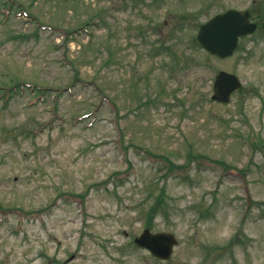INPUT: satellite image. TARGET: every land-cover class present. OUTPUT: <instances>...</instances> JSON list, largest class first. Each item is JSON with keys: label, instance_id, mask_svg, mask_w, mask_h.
<instances>
[{"label": "rangeland", "instance_id": "rangeland-1", "mask_svg": "<svg viewBox=\"0 0 264 264\" xmlns=\"http://www.w3.org/2000/svg\"><path fill=\"white\" fill-rule=\"evenodd\" d=\"M228 9L260 28L193 52ZM149 223L177 264H264V0H0V264H107Z\"/></svg>", "mask_w": 264, "mask_h": 264}, {"label": "water", "instance_id": "water-1", "mask_svg": "<svg viewBox=\"0 0 264 264\" xmlns=\"http://www.w3.org/2000/svg\"><path fill=\"white\" fill-rule=\"evenodd\" d=\"M256 27V24L250 22L248 11L230 9L202 24L198 29L196 40L208 53L225 58L232 55L237 47L238 39L253 33ZM240 88L241 83L235 75L219 72L213 83L211 99L220 103H228L232 93ZM135 243L148 248L155 256L166 260L170 257L176 240L168 233L150 234L145 230L135 239Z\"/></svg>", "mask_w": 264, "mask_h": 264}, {"label": "flooded vegetation", "instance_id": "flooded-vegetation-1", "mask_svg": "<svg viewBox=\"0 0 264 264\" xmlns=\"http://www.w3.org/2000/svg\"><path fill=\"white\" fill-rule=\"evenodd\" d=\"M144 229L149 230V232L153 233V229L151 228V225H146ZM113 238L111 237L110 240H100L99 246H104L108 251H106L105 256L106 260L108 261L107 264H126V261L128 260L127 254H128V249L132 250L133 252H139L142 255H145L149 261L151 262L150 264H177L174 262L175 259V250L176 247H173L172 249V255L168 260H161L160 258L155 257L152 252L148 249L140 248L134 244V237L132 240H129L127 245H125L122 242H116L112 240ZM77 257L79 258L80 255L78 253Z\"/></svg>", "mask_w": 264, "mask_h": 264}, {"label": "trees", "instance_id": "trees-1", "mask_svg": "<svg viewBox=\"0 0 264 264\" xmlns=\"http://www.w3.org/2000/svg\"><path fill=\"white\" fill-rule=\"evenodd\" d=\"M191 49H192L193 52H195L196 49L199 50V49H198V46H197V44H196V42H195V39H194L193 42H192Z\"/></svg>", "mask_w": 264, "mask_h": 264}]
</instances>
